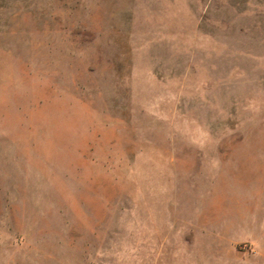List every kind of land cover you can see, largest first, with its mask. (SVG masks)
Wrapping results in <instances>:
<instances>
[{"label":"rangeland","instance_id":"1","mask_svg":"<svg viewBox=\"0 0 264 264\" xmlns=\"http://www.w3.org/2000/svg\"><path fill=\"white\" fill-rule=\"evenodd\" d=\"M0 264H264V0H0Z\"/></svg>","mask_w":264,"mask_h":264}]
</instances>
